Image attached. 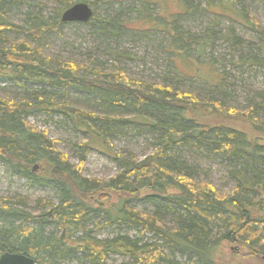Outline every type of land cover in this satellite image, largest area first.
<instances>
[{
    "label": "trees",
    "instance_id": "1",
    "mask_svg": "<svg viewBox=\"0 0 264 264\" xmlns=\"http://www.w3.org/2000/svg\"><path fill=\"white\" fill-rule=\"evenodd\" d=\"M21 1L0 0V79L21 87L39 83L51 89L77 90L94 97L100 114L40 93L21 101L0 98V160L30 186H53L59 194L57 203L39 200L36 213L19 208L25 202L20 196L0 199L4 223L0 255H25L38 264H49L45 258L52 256L62 261L74 259L78 264H107L113 256L125 258L129 264H177V255L187 256L189 264L264 260V123L257 118L259 109L236 110L213 97L201 99L176 87L131 79L120 68L95 75L81 63L53 61L39 47V40L51 27L42 17L33 15L25 31L35 46L7 38L17 28L6 22L5 10ZM232 1L240 8L225 7L234 15L232 24H242L255 33L264 51V28L246 5ZM180 3L188 14L193 11L187 0ZM71 4L65 3L66 7ZM140 5L142 14H152L148 0ZM118 23L93 14L87 24L116 36L121 28ZM176 23L171 25L173 31ZM180 37L176 34L175 41ZM183 55L188 58V52ZM35 115L63 117L85 136L86 149L101 153L111 148L107 139L123 122L156 131L157 147L142 161L109 152L117 173L107 181L89 180L80 174L82 162L72 165L67 155L56 150L46 131L27 122ZM230 121L243 122L248 130ZM186 145L196 152L204 148L227 161L228 177L235 184L230 195L219 193L209 183L193 181L196 168L171 155L176 147ZM133 201L152 205L154 213L138 212ZM166 217L172 218L173 227L166 226ZM46 227L55 233L47 235ZM109 227L134 230L141 238L119 232L101 241L89 232ZM150 234L160 244L143 242Z\"/></svg>",
    "mask_w": 264,
    "mask_h": 264
},
{
    "label": "rangeland",
    "instance_id": "2",
    "mask_svg": "<svg viewBox=\"0 0 264 264\" xmlns=\"http://www.w3.org/2000/svg\"><path fill=\"white\" fill-rule=\"evenodd\" d=\"M67 1L72 3L69 7L65 5ZM142 1L22 0L5 10L6 22L17 28V33L7 34V38L35 46L32 37L25 31L29 30L32 16L37 15L51 26L39 40V47L43 55L53 61L81 63L93 69L95 75L120 68L131 79L176 87L201 99L213 97L236 110L257 108V118L264 123V51L255 33L242 24H232L231 17L234 15L230 9H240L239 4L233 5L232 0H187L193 9L188 14L181 0H148L152 14L145 16L140 5ZM239 3L246 5L250 15L264 28V0H239ZM76 4H87L96 17L108 22L116 19L121 26L118 35L100 33L88 24L62 23V14ZM174 21H177L175 31L171 27ZM175 33L182 37L175 41ZM173 43L175 46H172ZM183 51L188 52V58ZM36 93L51 97L56 102H69L76 109L100 114L94 97L77 90L51 89L39 83H27L21 87L0 79L2 99L21 101L32 98ZM27 122L33 128L46 131L48 138L56 143V150L67 155L72 165L82 162L80 174L89 180L107 181L117 173V165L109 152L124 157L130 155L142 161L157 147L156 131L126 122L115 126L107 139L111 148L105 149V153L96 148L86 149L83 146L85 136L75 132L71 123L63 117L35 115ZM231 123L239 129L248 130L243 122ZM171 155L196 168L192 175L194 182L209 183L219 193L227 195L234 190L235 184L227 174L228 163L221 156H214L204 148H198L196 152L188 145L176 147ZM58 195L53 186H30L0 160V199L20 196L25 202L19 208L27 213H36L39 200L57 203ZM131 205L138 212L154 213L153 206L146 202L133 201ZM164 221L166 226L173 227L172 218L166 217ZM93 222L87 226L88 230L93 227ZM2 225L4 223L0 220V227ZM43 231L47 235L54 232L51 227ZM89 232L101 241L111 239L119 232L141 238L138 232L127 228L121 231L114 227L99 228ZM142 240L160 244L151 234ZM45 260L49 264H78L74 259L62 261L53 256ZM174 260L177 264L190 263L187 256L177 255ZM129 263L127 259L115 256L107 262ZM253 264H264V260Z\"/></svg>",
    "mask_w": 264,
    "mask_h": 264
},
{
    "label": "water",
    "instance_id": "3",
    "mask_svg": "<svg viewBox=\"0 0 264 264\" xmlns=\"http://www.w3.org/2000/svg\"><path fill=\"white\" fill-rule=\"evenodd\" d=\"M93 10L87 4H76L67 9L61 16L62 23L87 24L93 17ZM35 171V168L33 169ZM0 264H38L33 259L20 254L3 253Z\"/></svg>",
    "mask_w": 264,
    "mask_h": 264
},
{
    "label": "bare ground",
    "instance_id": "4",
    "mask_svg": "<svg viewBox=\"0 0 264 264\" xmlns=\"http://www.w3.org/2000/svg\"><path fill=\"white\" fill-rule=\"evenodd\" d=\"M76 24V23H75Z\"/></svg>",
    "mask_w": 264,
    "mask_h": 264
}]
</instances>
